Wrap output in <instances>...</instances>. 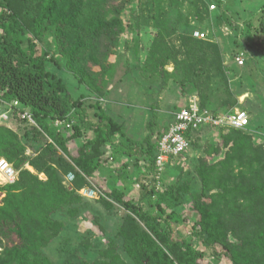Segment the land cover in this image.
Listing matches in <instances>:
<instances>
[{
  "label": "trees",
  "instance_id": "1",
  "mask_svg": "<svg viewBox=\"0 0 264 264\" xmlns=\"http://www.w3.org/2000/svg\"><path fill=\"white\" fill-rule=\"evenodd\" d=\"M109 2L0 0V112L11 107L9 122H19L25 127L23 135L19 136L8 125L0 124V160H6L19 173L16 182L0 186V191L6 193L0 207V232L3 229L5 237L16 235V243L10 249L3 248L0 241V249L3 248L0 264H38L37 249L57 237L62 227L53 217L55 212L69 207L73 208L72 215L78 214L89 199L79 193L82 189L98 190L103 197L97 201L105 209H113L115 203L126 211L118 237L123 240V248L134 264H211L206 263L207 257L216 261L226 259L230 264H264V146L253 141L251 121L245 130L228 129L225 134V129H220L222 145L215 152L218 155L224 149V158L213 166L203 159L197 168L202 194L191 197L197 217L191 227V238L196 240L197 247L192 241L176 237V227L182 223L178 208L190 195V189L183 184L173 185L162 194L163 175L159 180L156 178L158 142L173 123L175 112L161 136L154 142L149 138L140 143L128 137L125 125L109 116L101 103L86 106L85 100L73 99L67 83L56 74L66 67L80 84L94 83L95 79L92 81L74 64L81 60L84 70L87 55L91 53L94 55L91 59L95 60L102 48L106 47L108 53L110 42L118 40L115 36L124 25L118 16L119 9ZM133 2L139 3L142 23L155 26L157 36L147 64L141 67L139 79L144 84L149 82L146 77L149 70V76L156 82L166 73L163 67L177 59L178 54H188L191 61L185 60L182 64L187 70L185 77L184 73L173 80L193 86L194 89L182 88L185 96L198 92L200 85H206L210 77L203 76L196 67L203 64L202 69L207 70V60L219 45L209 42V37L207 40L194 38L196 30H205L192 28L180 38V47L165 51L166 46L160 42L168 24L165 17L170 9L176 6L181 9L189 4L196 7L198 18L202 19L207 13L212 22H218L214 29L224 23L232 28L225 0H128L127 3ZM210 4H215L216 10L210 11ZM120 6L123 8L124 4ZM261 12L256 41L248 39L251 25L240 32L236 31L237 27L232 28L236 46L245 53V65L235 64L238 70L245 69L255 50L264 56V38H261L264 36V6ZM154 54L161 60L155 59ZM150 65V69L146 68ZM216 71L225 76L221 65L217 64ZM148 89H154L153 85ZM200 100L202 109L221 115L203 95ZM89 110L93 111L96 121L88 115ZM24 112L32 116L36 125L18 118V113ZM57 120L65 125L56 128ZM204 129L214 130L204 127L188 133V137H192L191 147L195 135ZM78 140L84 143L73 149L72 143ZM28 149L33 156L26 155ZM120 151L129 162L119 169L110 168L117 180L129 176L130 162L147 164L145 179L138 185L141 195L137 202L128 199L122 190L100 191L92 184L94 176L114 160L112 154L115 156ZM176 159L172 158L167 167ZM27 166L44 174L46 181L39 180ZM143 172L140 169V175ZM68 177L73 180L68 182ZM213 191L210 202L206 203L203 197ZM166 197L173 202L169 208L165 206ZM94 264L127 263L111 250Z\"/></svg>",
  "mask_w": 264,
  "mask_h": 264
},
{
  "label": "rangeland",
  "instance_id": "2",
  "mask_svg": "<svg viewBox=\"0 0 264 264\" xmlns=\"http://www.w3.org/2000/svg\"><path fill=\"white\" fill-rule=\"evenodd\" d=\"M127 2L128 0L123 2L110 0L109 2V5H114L119 9L118 16L124 25V29L115 36L118 37V40L110 42L112 45L109 47V52L107 53L106 47L102 48L95 60L91 59L94 56L91 53L87 55L84 70L81 60L74 64L75 68L79 67L82 72L90 76L92 81L95 79L94 83L88 81L89 86L80 84L66 67L59 69L58 73L56 72L67 83L73 99L85 100L86 106L101 103L109 116L125 125L129 138L145 143L149 138L154 142L157 137L161 136L171 123L172 114L186 107L191 97H198L200 100L201 95H203L208 99L210 105L212 104L211 108L214 111H219L220 114H230L231 112L233 114L236 111L248 112L253 126V130L250 129L253 141L264 146V56L255 50L252 52L253 59L249 60L245 69L238 70L235 65V55L239 47L236 46L233 37L235 30L232 29L237 27L238 30L236 31L240 32L247 25H251L252 29L248 39L256 41L259 37L264 0H225V7L228 10L227 16L233 21L232 28L224 23L214 29V25H217L218 22H212L214 20L205 10L206 15L202 19L198 18L196 7H191L189 4L181 9L176 6L174 10L170 9L167 12L165 18L168 24L167 28H164L165 35L160 40L161 44L166 46L165 51L171 52L176 50V47H180V38L187 35L192 28L205 30L209 35V42L219 45L218 50L211 52L213 56L207 60L208 64L211 62V64H207V70L205 67L202 69L203 64L196 67L203 76L206 74L210 77L207 86L201 84V89L198 92L190 93L189 96L182 94V91H185L182 88L184 86L193 88V86L184 83L179 84L180 81L173 80L176 76V78H181L184 73L183 78L185 77L187 70L185 64L184 67L182 64L185 60L191 61L188 54H178L177 59L163 67L162 71L166 73H163L156 82L149 76L151 75L149 70L146 71L149 82L144 84V81L139 79L142 72L141 67L147 64V57L152 54L153 41L157 36L155 26L150 23H142L139 3ZM120 4H124V7L122 8ZM220 10L223 11V8ZM262 37L264 38L263 35H261ZM162 56L159 54V57ZM154 58L159 59L155 54ZM156 61L158 62V60ZM217 64L225 69V76L218 74L216 71ZM146 68L150 69L151 65ZM151 85L154 89L149 90L148 86ZM153 106L154 110H158L157 113L152 109ZM93 114V111L89 110L88 115L96 121ZM2 124L14 129L19 136L23 135L25 127L22 123L14 121ZM205 130L195 135L196 140L190 151L182 158L174 160L168 167L166 166L162 174L164 189L161 193L173 185L183 184L190 189V195L188 194L184 198L178 208L182 223L176 227V237H183L194 244L197 242L191 238V227L196 222L197 217L191 197L202 194L197 168L203 159L207 165L213 166L225 155L224 149L218 155L215 152V149L222 145L220 129ZM224 131L226 134L228 129ZM83 143L84 140H78L76 143H72V148L78 149V146ZM26 155L28 157L33 156L30 149L26 151ZM109 155L111 156V153ZM112 157L114 160L103 168L98 175L94 176L92 184L100 191L122 190L128 199L137 202L141 195L138 185L140 186V181L145 179L147 164L145 165L144 161H141L139 165L130 162L129 176L117 180L115 178L117 175H113L110 168L117 167L119 169L129 161L121 154V151L116 152L115 156L112 154ZM137 166L140 167L139 170ZM27 169L32 174L38 175L39 180L46 181L44 174H38L30 166H27ZM140 169L141 172L144 171L141 175ZM137 178L138 182L136 181ZM148 180L150 181V178ZM6 181L5 178H0L1 184ZM213 194L214 191L208 193L206 197H203V200L206 203L210 202L209 198ZM5 197V191H0V207L3 206ZM102 197L103 195L85 201L86 205L82 209L79 208L80 210L76 215L71 214L73 208L70 209L69 207H64L55 212L53 217L61 223L62 227H60V233L57 237L51 239L40 250L37 249L40 258L38 264H46L45 261L48 264H94L102 261L111 250L127 264H134L123 248V240L118 237L127 213L115 203L113 209H105L97 201ZM172 205V200L166 197L165 206L169 208ZM5 236L6 232L2 229L0 241L3 242V248L10 249L16 243V235ZM196 246L199 247L197 244ZM104 254L106 255L103 256ZM206 263L230 264L226 259L216 261L212 257H207Z\"/></svg>",
  "mask_w": 264,
  "mask_h": 264
},
{
  "label": "built area",
  "instance_id": "3",
  "mask_svg": "<svg viewBox=\"0 0 264 264\" xmlns=\"http://www.w3.org/2000/svg\"><path fill=\"white\" fill-rule=\"evenodd\" d=\"M210 11L216 10L215 4H210ZM193 37L198 40H207L209 35L205 31L196 30ZM235 64L238 67L245 65V53L238 50L235 55ZM1 100V95H0ZM14 103V106H17ZM6 108V107H4ZM12 108L0 112V124L9 122L11 119ZM173 123L169 129L162 135L158 142V153L155 158V167L157 170L156 178L159 180L172 158H179L185 155L192 148V137H188L189 132H196L204 127L219 130L235 129L245 130L250 125V116L246 111H236L233 114L216 115L212 111L202 109L198 97H191L186 107L175 112ZM18 118L27 121L31 125H36L32 116L27 113H18ZM56 128H61L65 125L62 121H55ZM68 128L70 124L66 125ZM192 133V134H193ZM0 178L7 181L0 185H9L17 181L18 172L4 159L0 160ZM68 182L73 180V177L67 178ZM86 198L92 199L101 196L98 190L82 189L79 192Z\"/></svg>",
  "mask_w": 264,
  "mask_h": 264
}]
</instances>
